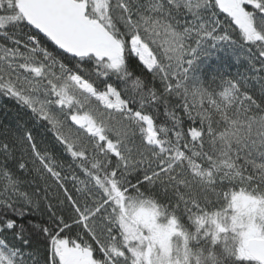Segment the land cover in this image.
<instances>
[{"label":"trees","instance_id":"1","mask_svg":"<svg viewBox=\"0 0 264 264\" xmlns=\"http://www.w3.org/2000/svg\"><path fill=\"white\" fill-rule=\"evenodd\" d=\"M240 1L253 40L219 0H106L103 24L122 48L113 67L66 55L26 24L19 0H0V250L12 264H65L59 240L95 264H133L119 200L174 220L189 264H258L208 225L235 194L264 200V0ZM135 36L158 68L132 52ZM73 74L122 105L118 136L95 131L77 149L33 105L39 88L52 96Z\"/></svg>","mask_w":264,"mask_h":264},{"label":"rangeland","instance_id":"2","mask_svg":"<svg viewBox=\"0 0 264 264\" xmlns=\"http://www.w3.org/2000/svg\"><path fill=\"white\" fill-rule=\"evenodd\" d=\"M219 2L233 16L248 39L257 37L252 17L242 9L240 0ZM89 3L91 16L104 22L107 18L106 0H89ZM131 49L147 68H158L157 58L151 47L138 36L132 39ZM121 62L122 58L117 57L108 64L118 67ZM62 82L61 88L55 90L56 93L51 94L52 96L39 88L38 95L31 97V100L35 107L49 115L60 135L77 146V149H80L81 143L93 130L103 139L107 132L118 136L126 128L127 120L121 111V104L95 91L78 75L67 76V81ZM72 102L75 103L71 107L73 112L68 110ZM137 117L145 126L149 144L160 153L163 148L158 142L151 121L145 117ZM82 121H86L85 126ZM119 203V223L131 256L129 259L133 264H189L186 237L174 220H160L157 207L150 203H124L121 200ZM229 212L214 215L208 220V225L211 226L210 231L216 240L226 244L232 253L241 257L245 255L248 239L263 237L264 200L244 193L235 194ZM53 250L65 264H95L89 253L70 247L65 241H56ZM0 264H12L1 250Z\"/></svg>","mask_w":264,"mask_h":264},{"label":"water","instance_id":"3","mask_svg":"<svg viewBox=\"0 0 264 264\" xmlns=\"http://www.w3.org/2000/svg\"><path fill=\"white\" fill-rule=\"evenodd\" d=\"M19 5L26 24L70 57L103 61L121 54L117 39L99 20L88 16L87 0H19ZM245 250L255 262L264 264L263 238L248 239Z\"/></svg>","mask_w":264,"mask_h":264},{"label":"flooded vegetation","instance_id":"4","mask_svg":"<svg viewBox=\"0 0 264 264\" xmlns=\"http://www.w3.org/2000/svg\"><path fill=\"white\" fill-rule=\"evenodd\" d=\"M96 130H93V133L95 132ZM96 133H97V131H96Z\"/></svg>","mask_w":264,"mask_h":264}]
</instances>
